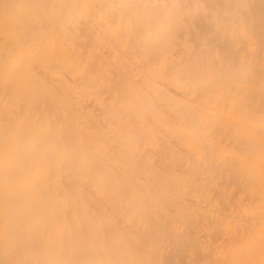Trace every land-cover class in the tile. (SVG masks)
<instances>
[{
    "label": "bare ground",
    "instance_id": "obj_1",
    "mask_svg": "<svg viewBox=\"0 0 264 264\" xmlns=\"http://www.w3.org/2000/svg\"><path fill=\"white\" fill-rule=\"evenodd\" d=\"M0 264H264V0H0Z\"/></svg>",
    "mask_w": 264,
    "mask_h": 264
}]
</instances>
